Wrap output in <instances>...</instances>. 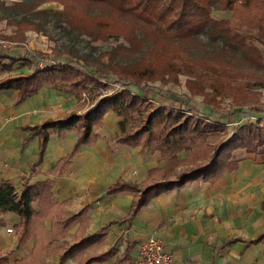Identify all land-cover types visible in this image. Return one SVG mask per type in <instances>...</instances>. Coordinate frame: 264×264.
Returning <instances> with one entry per match:
<instances>
[{"label":"crops","instance_id":"0c3cea01","mask_svg":"<svg viewBox=\"0 0 264 264\" xmlns=\"http://www.w3.org/2000/svg\"><path fill=\"white\" fill-rule=\"evenodd\" d=\"M8 54L12 59L0 61V81L32 72L29 52ZM70 111L83 112L76 96L56 85L43 83L21 99L15 88L0 90V181L17 190L24 183H50L49 192L31 202L32 229L25 237L16 232L17 214H0V253L8 264H82L108 250L115 253L89 264H130L150 235L161 240L173 264H264V240H256L264 232V152L238 149L235 167L218 179L197 178L151 193L128 219L134 192H108V187L173 179L192 165L185 162L186 151L177 153L184 162L167 164L159 150L117 142L120 118L108 111L94 130L97 138L82 145L69 164L56 165L72 152L74 131L51 134L32 171L39 139L34 135L25 141L26 127ZM258 114L263 117L264 108ZM85 237L61 260L69 246Z\"/></svg>","mask_w":264,"mask_h":264},{"label":"trees","instance_id":"16d2710c","mask_svg":"<svg viewBox=\"0 0 264 264\" xmlns=\"http://www.w3.org/2000/svg\"><path fill=\"white\" fill-rule=\"evenodd\" d=\"M47 0H30L25 5V10L38 7ZM57 1L63 6V10L54 13L59 21L65 23L72 31L74 29L91 36L92 39L102 36L98 29L110 31L112 21L117 20L130 28L125 34V39L131 42L129 35L137 30L146 38L148 31L160 34L161 38L173 39L181 42L185 37H194L200 33H205L209 40H221L222 48L230 47L234 51L237 48L246 49V42L239 33L232 30V24L225 20H215L211 17V9H230L232 7H246L238 12L237 17L248 15L249 10L253 13H261L264 20V0H52ZM13 5H24L17 1ZM89 12L93 15L86 21L89 27H74L73 23L77 19L73 14L80 11ZM248 12H247V11ZM115 14V15H114ZM116 17V18H112ZM258 25L262 26V23ZM111 21V22H110ZM110 29V30H108ZM234 29V28H233ZM104 38L105 33H103ZM130 44V43H129ZM132 49V48H131ZM127 46L119 45L112 50L104 52L109 60L108 70L116 73L120 77L133 75L134 68L116 62V55H123V51H131ZM121 50V51H120ZM245 51V58L252 63H258L262 57L256 48L249 46ZM125 52V53H126ZM248 52L250 55L248 56ZM84 54L74 53L73 58H82L87 61ZM12 59L8 51L0 49V61ZM126 64V63H125ZM128 64V63H127ZM7 68L6 66H3ZM99 81V79H97ZM96 79H89L81 76L77 70L64 63H54L51 66L35 68L30 73L12 74L0 81V90L15 88L18 90L20 99L32 93L43 83L59 86L61 89L74 94L80 99V90L88 81L99 84ZM212 91L217 92L218 88ZM191 88L199 92L203 91V85L194 84ZM192 90V89H191ZM165 97V96H163ZM207 98L208 95H206ZM179 99V98H178ZM180 104L185 106V111H177L164 106L154 108L149 101L142 95L130 92L128 89L120 90L111 96H104L99 99L92 107L84 112H68L63 118L49 119L38 124L27 126L28 136H38L39 146L37 159L32 164L31 170L37 167L43 157L46 143L51 134L63 135L67 131L77 133V141L70 154L62 158L56 164H69L72 155L77 152L82 145L92 143L97 135L95 128L101 123L103 115L112 111L119 120L118 133L115 140L130 146L147 145L152 150H159L165 158L167 164H179L184 160H179L177 153L186 151V163L198 160L197 163L178 172L173 179H163L160 181L132 184L130 182H116L110 185L108 192H115L122 189L131 190L135 196L127 218L134 216L137 209L146 203L151 193L167 190L171 187L183 184L185 181L193 179H218L221 175L235 167V160L232 158V151L244 149L247 153L264 152V125L258 122L244 123L238 126L233 132L226 133L225 124L221 122V117L212 119L211 122L195 105L185 102L181 98ZM236 109L235 111H238ZM259 110L255 111L256 113ZM210 117V116H209ZM211 125H210V124ZM224 134L218 145L212 147L210 139ZM203 157L205 159H201ZM55 166L56 169H61ZM58 172V171H57ZM50 183L23 184L17 190L11 183L0 181V214L15 213L20 217V222L16 226V232L23 238L32 229L31 219L33 209L31 202L42 194L49 192ZM65 223L68 219H64ZM63 222V221H62ZM62 223V224H65ZM22 240V239H21ZM87 237L69 246L60 256L61 260L69 255L71 250L83 245ZM256 240H264V232ZM114 250H108L100 254L87 257L82 264H89L93 260H104L113 255ZM0 264H8L7 260L0 253Z\"/></svg>","mask_w":264,"mask_h":264},{"label":"rangeland","instance_id":"374dc122","mask_svg":"<svg viewBox=\"0 0 264 264\" xmlns=\"http://www.w3.org/2000/svg\"><path fill=\"white\" fill-rule=\"evenodd\" d=\"M17 1L24 5H13ZM29 1L0 0V42L3 40L5 44L0 43V49L19 52V56L29 52L33 58L31 70L64 63L81 76L99 79V84L88 81L77 89L80 90V99L75 96L83 112L104 96L128 89L144 96L154 108L164 106L180 112L186 108L179 99L190 102L209 120L221 117L226 135L244 123L264 125V116L255 112L264 108V20H261V13L246 10L249 14L239 18L238 12L246 8L241 6L224 10L213 8L210 12L215 20L232 24V30L246 42V49L253 46L261 53L262 59L252 63L244 57L247 50L243 47L235 51L230 47L222 48L225 45L220 39L211 41L205 33L178 42L161 38L154 31H148L145 38L134 30L129 35L130 42L125 39L130 28L113 20L110 31L98 29L102 36L92 39L80 30L72 31L58 20L54 12L63 10L59 2L47 0L38 7L25 10ZM88 13L82 10L73 14L77 19L73 26L89 27L86 20L93 15ZM260 20L262 26L259 28ZM119 45L132 48L123 51L122 56L119 52L115 58L116 62L134 68L133 75L120 77L107 68L110 63L104 52ZM74 53L84 54L88 60L73 58ZM194 84L203 85V91L191 88ZM210 84L217 86L218 91H212L214 87ZM256 116L260 117L256 119ZM223 135L209 140L212 147L218 145ZM236 150L232 151L233 159ZM197 162L191 161L190 164Z\"/></svg>","mask_w":264,"mask_h":264},{"label":"built area","instance_id":"2783aa9c","mask_svg":"<svg viewBox=\"0 0 264 264\" xmlns=\"http://www.w3.org/2000/svg\"><path fill=\"white\" fill-rule=\"evenodd\" d=\"M0 43L5 45L3 40ZM249 118L251 119L253 116ZM255 118L258 119L259 116ZM6 231L12 232V228L7 227ZM130 264H173V260L161 240L156 235H150L139 244L136 255Z\"/></svg>","mask_w":264,"mask_h":264}]
</instances>
